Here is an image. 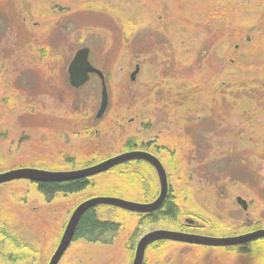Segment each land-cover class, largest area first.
Instances as JSON below:
<instances>
[{"label":"rangeland","instance_id":"1","mask_svg":"<svg viewBox=\"0 0 264 264\" xmlns=\"http://www.w3.org/2000/svg\"><path fill=\"white\" fill-rule=\"evenodd\" d=\"M84 46L104 74L100 118L99 77L68 82ZM133 149L162 163L178 227L157 223L133 239L141 214L99 205L100 219L120 224L115 240L72 241L58 264H132L137 241L155 229L213 237L264 229V0H0V173L81 169ZM159 192L140 160L50 201L36 183H2L0 264L9 255L47 264L89 198L149 203ZM256 240L248 252L163 240L143 264H264V238Z\"/></svg>","mask_w":264,"mask_h":264},{"label":"water","instance_id":"2","mask_svg":"<svg viewBox=\"0 0 264 264\" xmlns=\"http://www.w3.org/2000/svg\"><path fill=\"white\" fill-rule=\"evenodd\" d=\"M89 53L90 48L87 46L76 50L67 67L68 82L72 87L78 88L88 81L91 74H96L99 77L101 81V100L95 118H100L107 108L108 93L104 74L100 69L91 64L89 61ZM138 71L139 66L136 65L134 71L130 74L131 80L135 79V75ZM133 159H143L149 162L155 169L160 183V192L157 198L149 203H137L120 198L98 196L81 202L71 213L58 245L56 246L47 264L59 263L61 257L74 239L76 227L81 216L89 208L99 205H109L140 214L148 213L159 208L168 193L167 175L162 163L156 156L149 152L133 150L117 154L97 164L83 167L81 169L52 171L34 167H19L0 173V184L20 179L27 180L32 183L63 182L78 178L91 177ZM236 201L243 210L247 209V202L245 199L238 196ZM259 238H264V229H258L249 233L227 237H213L176 230L155 229L147 232L138 240L132 264H142L147 245L157 240H173L207 246H233L252 242Z\"/></svg>","mask_w":264,"mask_h":264},{"label":"trees","instance_id":"3","mask_svg":"<svg viewBox=\"0 0 264 264\" xmlns=\"http://www.w3.org/2000/svg\"><path fill=\"white\" fill-rule=\"evenodd\" d=\"M131 145L132 144L129 143L128 147ZM89 184L90 177H85L63 182H39L36 183V187L44 199L50 201L58 193L67 194L79 192L87 188ZM178 217V206L171 197H167L159 208L140 215L138 226L134 231L133 239L141 236L148 227L157 223H166L170 224V226L178 227ZM119 229V223L100 219L98 217L96 207H92L85 211L81 216L76 227L74 241L82 239L91 243H102L109 245L117 237ZM1 233H3L2 230H0V234ZM254 241L245 243V245L242 247V250L240 249V251L248 252L250 243L252 244ZM0 256L3 257V254L0 253ZM9 256L10 258H6L7 261L10 262L9 264H23L21 257L18 259L19 257L16 256L14 259L13 256Z\"/></svg>","mask_w":264,"mask_h":264},{"label":"flooded vegetation","instance_id":"4","mask_svg":"<svg viewBox=\"0 0 264 264\" xmlns=\"http://www.w3.org/2000/svg\"><path fill=\"white\" fill-rule=\"evenodd\" d=\"M133 150H138V149H133ZM132 150V151H133ZM140 150V149H139ZM131 151V150H130ZM141 151H146V152H149V153H151V154H153L154 156H156L154 153H152L150 150H148V149H141ZM157 157V156H156ZM158 158V157H157ZM159 159V158H158ZM133 160H140V161H144V162H146L147 164H149L151 167H153L149 162H147V161H145V160H143V159H133ZM154 169V168H153ZM155 170V169H154ZM156 172V171H155ZM73 241H74V239H73ZM159 241H163V240H157V241H153V242H151V243H149L148 245H147V247L149 246V245H152V244H154V243H156V242H159ZM138 242V241H137ZM137 245V244H136ZM147 247H146V249H147ZM136 249V248H135ZM146 249H145V252H146ZM145 252H144V256H145ZM135 254V253H134ZM143 261H144V258H143ZM143 264V263H142Z\"/></svg>","mask_w":264,"mask_h":264},{"label":"bare ground","instance_id":"5","mask_svg":"<svg viewBox=\"0 0 264 264\" xmlns=\"http://www.w3.org/2000/svg\"><path fill=\"white\" fill-rule=\"evenodd\" d=\"M108 171V170H107ZM106 172V171H105Z\"/></svg>","mask_w":264,"mask_h":264}]
</instances>
